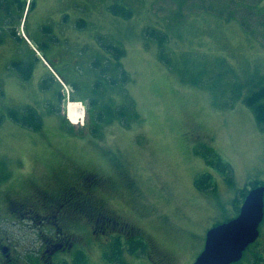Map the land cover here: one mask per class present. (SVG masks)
<instances>
[{"label": "rangeland", "instance_id": "1", "mask_svg": "<svg viewBox=\"0 0 264 264\" xmlns=\"http://www.w3.org/2000/svg\"><path fill=\"white\" fill-rule=\"evenodd\" d=\"M79 1L65 38L56 30L51 42L28 19L41 54L22 38L0 51V212L31 178L74 165L112 184L103 198L148 245L192 264L207 231L264 183V129L245 101L264 87V0H101L96 21ZM53 43L62 80L42 59ZM70 101L85 106L84 123H70ZM28 107L40 129L14 117ZM4 226L24 250L39 245L35 230ZM259 229L231 264L264 263V219ZM86 243V262L64 264H156L143 245L117 259L116 244Z\"/></svg>", "mask_w": 264, "mask_h": 264}, {"label": "flooded vegetation", "instance_id": "2", "mask_svg": "<svg viewBox=\"0 0 264 264\" xmlns=\"http://www.w3.org/2000/svg\"><path fill=\"white\" fill-rule=\"evenodd\" d=\"M78 1L0 0V51L4 47L10 48L20 38L32 46L27 24L30 17L34 26L40 28L51 42L55 35L61 36L55 34L56 30L65 38L71 29V2ZM82 1L94 6L95 10L89 12L87 19L91 21V17H94L96 21L101 0ZM24 16H27L26 22ZM79 21L87 22L78 17L74 24L79 26ZM46 48L44 58L53 65L58 64L61 58L53 56L60 48L54 43L47 44ZM62 99L61 94V104ZM28 185L27 191L8 200L6 214L0 212V264L75 263L77 254H85L83 246L87 240L110 247L120 240V249L128 256H133L131 246L135 241H140L156 264H175L157 246L148 245L140 227L131 224L108 206L102 194L111 189L112 184L104 177L94 176L87 169L73 165V171L63 174L54 170L40 181L37 177L31 178ZM6 223L35 230L39 245L34 247L30 242L24 250L26 245L20 242L12 228L4 226ZM87 235L91 236L90 239ZM118 250L113 248V251Z\"/></svg>", "mask_w": 264, "mask_h": 264}, {"label": "water", "instance_id": "3", "mask_svg": "<svg viewBox=\"0 0 264 264\" xmlns=\"http://www.w3.org/2000/svg\"><path fill=\"white\" fill-rule=\"evenodd\" d=\"M263 218L264 185H259L249 190L235 218L208 230L205 247L194 264H231L239 261L244 250L259 237Z\"/></svg>", "mask_w": 264, "mask_h": 264}, {"label": "trees", "instance_id": "4", "mask_svg": "<svg viewBox=\"0 0 264 264\" xmlns=\"http://www.w3.org/2000/svg\"><path fill=\"white\" fill-rule=\"evenodd\" d=\"M115 8V6H114ZM27 71V70H26ZM27 76V74H26ZM247 105H249L250 107H252V109L255 112L256 115V120L259 123L260 127L264 129V87H259L257 89H255L249 96L246 97L245 99ZM25 114L20 117L17 116L15 112H13L14 117L21 121L24 125L30 126L34 129H40L43 123V119L41 117V115L34 109H32V107H28L24 109ZM264 183H260V182H255L253 183L252 187L261 185ZM247 190H244L243 193V199L247 194ZM240 207L238 208V212H239ZM142 242L140 241H135V243L131 246L132 251L135 248L141 247ZM121 243L120 240L116 243V247L119 248V250L116 252L117 254H114L115 258H119L120 255L122 254V248L120 249ZM144 248V247H143ZM77 259L82 262L83 260H85V256L84 255H80L77 254ZM86 262V260H85ZM76 263H78L76 261Z\"/></svg>", "mask_w": 264, "mask_h": 264}, {"label": "bare ground", "instance_id": "5", "mask_svg": "<svg viewBox=\"0 0 264 264\" xmlns=\"http://www.w3.org/2000/svg\"><path fill=\"white\" fill-rule=\"evenodd\" d=\"M83 106L80 104V102L77 101H70V113L73 122H81V117L84 116V110L82 108Z\"/></svg>", "mask_w": 264, "mask_h": 264}]
</instances>
